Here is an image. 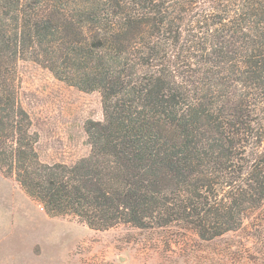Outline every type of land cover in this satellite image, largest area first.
Returning <instances> with one entry per match:
<instances>
[{
    "label": "trees",
    "instance_id": "1",
    "mask_svg": "<svg viewBox=\"0 0 264 264\" xmlns=\"http://www.w3.org/2000/svg\"><path fill=\"white\" fill-rule=\"evenodd\" d=\"M27 59L100 93L72 163L38 156ZM0 171L95 230L238 229L264 202V0H0Z\"/></svg>",
    "mask_w": 264,
    "mask_h": 264
},
{
    "label": "rangeland",
    "instance_id": "2",
    "mask_svg": "<svg viewBox=\"0 0 264 264\" xmlns=\"http://www.w3.org/2000/svg\"><path fill=\"white\" fill-rule=\"evenodd\" d=\"M16 88L41 161L72 163L89 152L84 124L103 118L98 91H81L28 59L18 62ZM0 264H264V202L238 229L209 240L179 225L95 230L47 214L0 171Z\"/></svg>",
    "mask_w": 264,
    "mask_h": 264
}]
</instances>
